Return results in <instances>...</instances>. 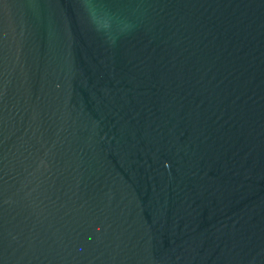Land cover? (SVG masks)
I'll list each match as a JSON object with an SVG mask.
<instances>
[{
  "label": "water",
  "instance_id": "95a60500",
  "mask_svg": "<svg viewBox=\"0 0 264 264\" xmlns=\"http://www.w3.org/2000/svg\"><path fill=\"white\" fill-rule=\"evenodd\" d=\"M0 264H264V0H0Z\"/></svg>",
  "mask_w": 264,
  "mask_h": 264
}]
</instances>
